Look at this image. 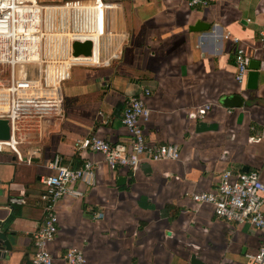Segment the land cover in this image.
<instances>
[{"label":"crops","instance_id":"1","mask_svg":"<svg viewBox=\"0 0 264 264\" xmlns=\"http://www.w3.org/2000/svg\"><path fill=\"white\" fill-rule=\"evenodd\" d=\"M100 1L107 6L100 59L107 64L75 67L60 88L63 115L22 123L18 153H0V233L10 245L0 241V264L29 263L32 234L48 213L41 179L56 155L71 169L91 161L95 174L91 184L73 186L81 195L54 206L53 264H67L71 249L84 264H191V256L202 264H248L246 253L264 233L218 219L191 195L215 189L225 170L257 171L264 180V0L195 8L185 0ZM199 20L207 32L190 31ZM237 46L259 63L254 91L245 90L246 78L235 80ZM234 95L242 105L223 106ZM132 96H143L150 110L145 141L177 146V160L110 171L102 154L79 149L93 136L127 142L121 117Z\"/></svg>","mask_w":264,"mask_h":264},{"label":"built area","instance_id":"2","mask_svg":"<svg viewBox=\"0 0 264 264\" xmlns=\"http://www.w3.org/2000/svg\"><path fill=\"white\" fill-rule=\"evenodd\" d=\"M189 7H206L219 0H185ZM106 5L100 0H71L41 4L35 0H0V119L9 122L8 140H0V153H18L21 143L20 125L40 122L63 115L61 85L71 78L72 70L80 66L107 63L100 59ZM91 42L90 56H74L73 42ZM261 41L264 43V32ZM237 69L235 80L245 82L248 58L242 46L234 53ZM148 94L147 90H144ZM150 110L143 96L128 98L121 122L127 131V142L112 144L96 136L83 138L79 149L103 155L110 171L129 168L135 171L143 160H177L179 149L167 143L148 144L142 125ZM35 152H32L34 155ZM50 174L41 179L45 187L42 199L48 201L46 220L33 234V255L28 264H53L50 245L57 234L58 219L54 206L60 199L81 195L74 185L91 184L94 166L86 161L78 169L63 164L54 156L48 163ZM193 202L209 204L214 215L236 225L249 224L264 233V180L257 171L221 173L215 189L193 193ZM10 203L24 204L11 198ZM264 235V234H263ZM248 264H264V236L258 248L245 255ZM67 264H84L80 250L71 249L65 256Z\"/></svg>","mask_w":264,"mask_h":264},{"label":"water","instance_id":"3","mask_svg":"<svg viewBox=\"0 0 264 264\" xmlns=\"http://www.w3.org/2000/svg\"><path fill=\"white\" fill-rule=\"evenodd\" d=\"M210 29V26L205 23L203 20L196 21L194 25L190 27L191 32L201 33L207 32ZM72 50L74 56H90L91 54V42H73ZM248 73L246 76V85L245 90L254 91L257 89L258 82V69L259 63L254 60H250L248 62ZM223 106L227 108L231 107H240L242 105V99L238 95H234L232 97H225L222 101ZM10 134L9 122L6 119H0V140H8ZM244 171H247L244 169ZM0 241L3 242L5 249L9 250L10 245L4 235L0 233ZM191 264H202L200 261L195 259V256H191L190 258Z\"/></svg>","mask_w":264,"mask_h":264},{"label":"rangeland","instance_id":"4","mask_svg":"<svg viewBox=\"0 0 264 264\" xmlns=\"http://www.w3.org/2000/svg\"><path fill=\"white\" fill-rule=\"evenodd\" d=\"M37 2H39V1H37ZM48 3H55V2H48Z\"/></svg>","mask_w":264,"mask_h":264}]
</instances>
